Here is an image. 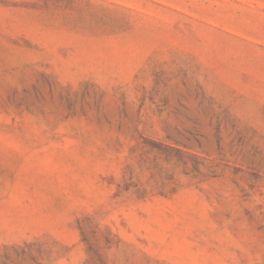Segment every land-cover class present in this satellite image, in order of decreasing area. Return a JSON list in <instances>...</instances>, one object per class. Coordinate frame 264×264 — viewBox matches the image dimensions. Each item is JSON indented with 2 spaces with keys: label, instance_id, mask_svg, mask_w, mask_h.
Here are the masks:
<instances>
[{
  "label": "rangeland",
  "instance_id": "374dc122",
  "mask_svg": "<svg viewBox=\"0 0 264 264\" xmlns=\"http://www.w3.org/2000/svg\"><path fill=\"white\" fill-rule=\"evenodd\" d=\"M0 264H264V0H0Z\"/></svg>",
  "mask_w": 264,
  "mask_h": 264
}]
</instances>
